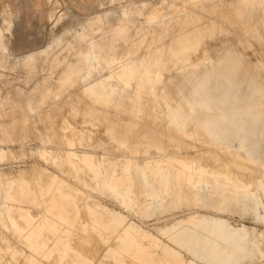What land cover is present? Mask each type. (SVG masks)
<instances>
[{
	"label": "rangeland",
	"instance_id": "rangeland-1",
	"mask_svg": "<svg viewBox=\"0 0 264 264\" xmlns=\"http://www.w3.org/2000/svg\"><path fill=\"white\" fill-rule=\"evenodd\" d=\"M94 1L53 0L47 5L34 0L33 6L23 8L32 1L5 0L0 10V20L12 19L15 48L10 56L0 45V264H206L170 239L199 233L196 224L203 216L225 221L236 235L246 229L253 241L263 238L257 243L263 252L264 0L257 1L263 7L252 10L253 30L237 32L252 40L238 41L228 24L217 31L214 28L221 22L207 21L212 18L206 12L211 3L215 8L208 12L217 11L218 21L223 20V11L231 14L226 7L230 0L195 3L186 10L191 14L188 22L177 25L172 22L185 17L184 11L158 18L160 25L151 36L158 38L155 43L166 45L162 54L169 62L160 67L169 69L161 72L159 86L165 99L143 94L149 103L140 107L129 106L132 97L124 95L121 87L117 105L110 104L114 95L96 99L85 94L76 77L82 74L73 71L84 67L91 39L106 33L102 26L104 30L92 38H82L78 28L97 13H106L108 19L121 12L123 19L107 30L133 29L138 22L136 6L143 4L145 11V5L156 0H98L97 7ZM48 9L53 12L51 20L45 14ZM195 14L206 25L205 35L214 37L179 54L180 45L190 42L178 38L190 35ZM259 35L262 41L255 40ZM56 37L62 40L58 46ZM135 48L129 46L133 56L122 55L119 64L140 68L138 60L146 59L143 53L135 54ZM45 49L47 57L30 68L15 65ZM160 58L144 66L154 68ZM117 66L105 60L98 67L109 71L90 81L125 76L123 71L112 73ZM71 75L75 78L66 84ZM130 75L140 74L131 71ZM178 94H182L180 102ZM69 99L84 104L75 107ZM166 111L172 112L174 121H166ZM115 179L124 181L120 186L124 193L113 194L104 186ZM3 183H9V189H2ZM121 238L127 246L119 249ZM62 240L66 247L58 249ZM250 242L235 252L222 245L213 264H264V253Z\"/></svg>",
	"mask_w": 264,
	"mask_h": 264
},
{
	"label": "bare ground",
	"instance_id": "bare-ground-1",
	"mask_svg": "<svg viewBox=\"0 0 264 264\" xmlns=\"http://www.w3.org/2000/svg\"><path fill=\"white\" fill-rule=\"evenodd\" d=\"M52 1L53 0H44V3H46L48 5ZM200 1H204V0H156V1H152V3H150V4L149 3L146 4L145 7H148V9H146L145 11L143 10V4L142 5L141 4L140 5L138 4L136 6L137 7V11L134 13V18L137 19V21H138L136 23L135 27L133 29H124V28L123 29H119V30H116L114 33H112L111 31H108L107 29L111 25V23H113L115 21L116 22H120V20L123 19L121 12H117V13L111 15V17L108 18V19H105L104 18L106 16L105 15L106 13H104V14L97 13L96 16L94 17V20H88V19L83 20V23L78 28V31H80V36L82 38H85V37L92 38L93 34L98 33V32H101V31L104 30V29H102V26L105 27V30L104 31L106 33L103 37H100L98 39H96V38H92L91 39V41H92L91 42V47H90L89 51L86 53V55H85V60H84V65H83L84 67L82 69H80V70H74L73 71V72H79V73L82 74V75H78L76 77L84 84L83 88L85 89V94L88 97H90V98H96V99H98L100 97L114 95V97H112L110 99V104L111 105H117V96L122 93L119 90L121 88H123V89H125V91H123L124 95L131 96L132 97V100L128 103L129 106H132V107L133 106L140 107V106H147L148 105L147 103H149V101H148L147 98L144 99L142 97L143 94H148L151 97H154V96L158 95V98L159 99H165L164 98V93H163V88H161L159 86H160V79L162 77L161 72L168 71V69H169V68L166 69V68H161L160 67V65H161L162 62H169V60L166 57V54H164V53L162 54V50H163L162 47L163 46H166V45L165 44H161V43H155L154 41H156L158 38L151 36V32L153 30H155L157 26L160 25L159 22H158V18L161 19V18H163L167 14L168 15H171V14L172 15H177V14L182 13L184 11L185 17H182L183 19L181 18L180 20L179 19H174V21L172 23L174 25H177V23L179 21H181V20L182 21H185V22H188V20L191 17V14H190V12H188L186 10L189 9L190 7H193L195 3L197 4ZM257 1L258 0H230L226 4V7H228L229 9H232L231 14L228 13L227 11H223V14H225V16H223V20L220 19L222 21H218V19H215V17L218 15L217 14L218 13L217 11L209 10V12H208V8H215L214 3H211L209 7L203 5L202 10L204 9V11H205V9L207 7V11L206 12L208 14L207 13L206 14L208 16L212 17L211 19L207 20V21H209V23L218 24V22H221L222 25L221 26H217L216 28H214L215 30H217V31L223 30L224 29V26L228 24L229 25L228 29L230 31H234L235 32L234 39H236L238 41H242V40H252L253 37L240 36L239 33H237V32H241V31L242 32H246V31H252L253 30V28L251 26L252 25L251 15L253 13L252 10L254 8H257V7H263V6H261L262 4L259 5ZM166 3H168V4H167V7H166V11H164V9H165L164 8V5ZM220 3L221 2H219L218 4H220ZM93 5H94V7H97L98 6V0H95ZM37 10H39V9H37ZM52 13L53 12L50 9H48L47 12L45 13L46 16H47V18H48V20L51 18ZM61 18L62 19H66L67 16L61 14ZM259 18L260 19L258 21L260 23H263V21H262V19H261L260 16H259ZM193 19H194V22H193L194 26L191 28L190 31H188V33H190V35H186L185 34V35H182V36H180L178 38L181 41L190 42V43H187L186 45H184V44H181L180 45L181 46V49L178 50V53L179 54L188 53L189 50H193L195 48L197 49L198 47L202 46V42L207 41L208 37H212V38L214 37V36H206L205 35V33L207 32V28H206V25L202 26V24H203L204 21L200 20V17H199L198 14H195V18H193ZM237 22L240 24L239 27L235 26V24ZM12 23H13L12 22V19H9L7 23L3 19L0 20V34H1L0 35V45L2 46V51L7 52L10 56H11L10 53L14 52V49H15L14 46H13L12 34H11ZM64 32L67 33V34H69V35L73 34L70 29H64ZM156 32H157V30H156ZM59 38L60 37H56L55 40H54L55 41L54 44H56L57 46H58V43L62 41V40H59ZM262 38L263 37L261 35H259V36H256L255 40L262 41ZM169 39L171 40L172 38L169 37L168 40ZM129 46L136 47L135 48V51H133V52H135V54L138 53V52L143 53L142 55L146 59L144 62H141L140 60H138V62L142 64V66L140 68H138V69L128 68L129 65L127 66V64H125V65L124 64H119L121 62V60H123L122 59L123 56L128 58L129 52L127 51V48ZM60 49L61 48H59V47L57 48V50H60ZM53 50H54V48H53ZM120 50H124L125 52L124 51L123 52L125 54H121L120 53ZM254 50H252V51H254ZM50 51L52 52V50H50ZM57 53H58V51H57ZM47 55H48V52L45 49V50L39 51L36 56L30 57V58L25 59L23 61H20V62L16 63L15 65L20 64L24 68H30L31 66H33L37 62H39V59L40 58H42V57L45 58V57H47ZM130 56H133V55H130ZM156 56H161V58L158 60V63H159L158 66H156L154 68H147V67L144 66V63H148V62L155 61L154 60V57H156ZM107 59L110 60V61H112V62H114L116 65H119V66L116 67L117 70H111L113 74H116L117 71H123L124 73H126V75L125 76H122V75H109L108 76L107 75V76H103L102 77L103 79L102 78H99V76H98L97 79H94L93 81H90L91 79L95 78V74L98 75V74L104 73L105 71H109L108 68H106V67H104V68H102V67L99 68L98 67V65H102L104 63V61L107 60ZM198 63H200V62H198ZM220 64H219V66H220ZM224 64H225V62L222 65H224ZM258 65H259V63H258ZM231 68H232V66H231ZM203 69H205V68H203ZM180 70H181V68H180ZM222 70H224V69H222ZM33 71L36 72V70H33ZM67 71H69V70H67ZM131 71H133L135 73H138L140 75H130V72ZM152 72L154 73V75H151ZM223 72L225 73V71H223ZM209 76L211 77L210 74H209ZM116 77H118V78H125L126 81H118ZM221 77H223V76H221ZM72 78H75V76L71 75L70 78H68V79L66 78L67 80L65 81V83L66 84L70 83V79H72ZM202 78H204V77L202 76ZM114 80H117V81H114ZM212 80H213V77H212ZM206 81L208 83V80H206ZM238 85H240V84H238ZM144 88H148L149 91L147 93H144V91H141ZM183 88H185V87H182V86L180 87L181 90H183ZM71 89H73V88H71ZM178 96H179L178 97V101L179 102L182 101V94L181 95L178 94ZM73 99H71V100H73ZM71 100L69 99L68 101H71ZM79 103H77L78 106L84 104L82 102V104L80 103V105H79ZM74 104H76L75 101H74ZM77 104L75 105V107L77 106ZM86 105H85V107H86ZM156 105L158 106V103H156ZM126 106H127L126 104H122V107H126ZM153 109H155V108L152 106V109L151 110H153ZM86 111L87 110H85V112ZM25 113H27V112H25ZM6 114H8V113H6ZM27 115H29V114H27ZM153 115H154V112H150L149 117H153ZM90 116L92 117L93 115H90ZM106 117H108V116H106ZM109 118L110 117H108V119ZM164 118L166 119V121L168 123L174 121V115L170 111H166V113L164 114ZM94 119H97V118H94ZM102 119L104 120V117ZM102 119H100L99 121L101 122ZM120 120H123V119H120ZM137 120H138V118H137ZM105 121L107 122L108 120L105 119ZM110 121L114 123V121H112L111 119L108 122H110ZM138 121H141L142 122V120H138ZM109 124L112 125V123H109ZM147 124H148V122H147ZM116 126H114V127H116ZM114 127H112V129ZM116 128H118V127H116ZM108 129H110V128H108ZM151 132H153V131H151ZM137 133H139V132H137ZM137 133H136V135H137ZM154 133H155V131H154ZM148 138L145 137L146 140ZM168 138H169V136H168ZM149 139H148V141H151ZM177 142H179V141H177ZM178 146H181V145H178ZM221 167H222V165H221ZM221 167H219V168H221ZM224 167L225 166H223V168ZM215 168H216V166H215ZM172 171H174V170H172ZM172 173L173 172H171V174ZM173 175L174 174H172V176ZM169 176L170 175H168V177ZM229 178H231V177H229ZM34 181L36 182V180H34ZM123 182L124 181L122 179H120V180L119 179H115V181H114L113 184H109L107 182V183L104 184V186H106L107 188H109V190L113 194H120V193L122 194V193L125 192V189H121V187H120L123 184ZM172 182H173V179H172ZM33 183L34 182H32V184ZM30 185L31 184H29V186ZM2 187H3L2 189H6L7 190V189H9L10 184L9 183H3V186ZM30 189H32V188H30ZM33 190H35V188ZM182 191H183V187H182ZM188 192H190V190ZM0 193H1V191H0ZM176 194H177V192H176ZM176 194H175V196H176ZM186 194H187V191H186ZM179 196H177V197H179ZM201 204H202V202H201ZM1 210H3V209H1ZM81 216H83V215H81ZM2 220H4V219H2ZM4 223H5V221H4ZM196 226L198 227L199 233L192 234V236H190V234L183 233L180 236H178L177 238H175L174 236H171L170 239L173 240L180 247L187 249L188 252L193 257H195L197 260L202 261V262H205L206 264H213L214 257H217L218 253H220L219 252V248L222 245L224 247H227V246L228 247H231V251L232 252L239 251V250L240 251H243L244 248H245V246L248 244V242L252 241L250 243L256 245V247H255L256 250L258 249V251L260 252L261 255L264 253V251L261 252V250L258 248V245H257V243L259 241H262L263 238L261 239L260 237L256 236V234H254L256 237H258L261 240H258V238H257V239H255L253 241L252 239L249 238L248 231L246 229H242V234L241 235H236L235 231H233L231 228H229L228 224L225 221H223V220L208 219L205 216L201 217L198 220V223L196 224ZM263 235L264 234L262 233V236ZM255 236H253V238H255ZM112 244H114V243H112ZM116 244H117V242H116ZM103 245H105V244H103ZM114 245H113V247H114ZM191 245H192V247H190ZM81 246H83V245H81ZM126 246H127V244L125 242V239L121 238L120 239V244H119V247L118 248L119 249H122V248H124ZM65 247H66V241L65 240H62V243L60 245H58V249H64ZM73 248H75V247H73ZM262 248H263V246H262ZM109 251L111 252V250H109ZM134 252H135L136 255H139L138 251H134ZM151 252H153V251H151ZM84 257H85V255H84ZM99 261H101V260H99ZM219 264H221V263H219Z\"/></svg>",
	"mask_w": 264,
	"mask_h": 264
},
{
	"label": "crops",
	"instance_id": "crops-1",
	"mask_svg": "<svg viewBox=\"0 0 264 264\" xmlns=\"http://www.w3.org/2000/svg\"><path fill=\"white\" fill-rule=\"evenodd\" d=\"M4 1L5 0H0V10H2V8L4 6ZM29 1H32L33 4L32 5H30V4L22 5V7L24 8L25 6L30 7V6L34 5V0H29Z\"/></svg>",
	"mask_w": 264,
	"mask_h": 264
}]
</instances>
